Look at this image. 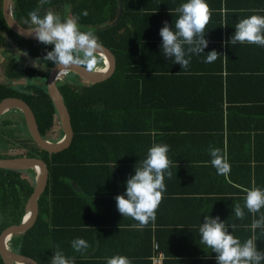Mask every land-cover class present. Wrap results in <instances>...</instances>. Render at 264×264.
I'll use <instances>...</instances> for the list:
<instances>
[{"label":"crops","instance_id":"1","mask_svg":"<svg viewBox=\"0 0 264 264\" xmlns=\"http://www.w3.org/2000/svg\"><path fill=\"white\" fill-rule=\"evenodd\" d=\"M185 2L187 0H142L140 5L143 11H155L158 5L163 4L172 6L161 13L174 16L168 21L174 30V21L178 16L175 9ZM209 2L217 7L220 0ZM221 2V8H214L218 9L214 12L224 14L225 11H234L241 15L229 20L231 35L235 33L239 17L264 15V0ZM225 2L230 10H225ZM152 24L145 23V30ZM224 45L226 41L223 40V48ZM245 45L249 47L243 48ZM229 53L231 75L227 71L147 73L145 88L149 100L153 101L162 94L163 100L173 101V95H176L178 99L173 105L185 106L188 104L185 103L187 97L182 98L190 92L195 96L192 103L195 113L186 116L188 119L178 118L177 133L152 130L156 126L153 120L149 123L151 130L147 137L111 138L110 156L113 160L104 167L97 166L95 171L81 170L78 175L82 186L74 182L79 192L84 186L95 189V197L90 196L86 201L78 198L70 202L61 200L52 209L56 227L47 237L45 264H50L57 246L67 258H74L75 264H106L108 258L116 255L127 257L130 264H152L154 242H158L166 254L165 264H217V254L200 242L199 227L205 222V216H218L241 242L253 236V215L244 209L245 218L239 220L233 215V206L239 203L243 208L245 190L253 186L264 189V47L238 43L230 47ZM152 56V52H148L147 57ZM171 64L182 67L173 62ZM73 79L82 83L85 81L76 75ZM221 92L223 102L217 97L214 99ZM199 94H203L204 99H199ZM226 95L230 96L229 102ZM254 99H261V102ZM126 120L131 126H137L130 117ZM57 121L59 119L55 120V126ZM153 144L169 146L167 155L172 175L169 177L165 173L166 191L157 209L155 222L136 229L131 226L137 221L118 212L115 197L126 192L127 179L135 174L136 165L139 166L146 158ZM210 147L219 148L226 156L230 165L227 176L218 175L211 165ZM107 157V154L101 155L103 159ZM259 216L260 213H257L255 218ZM233 223L237 225L235 230L231 228ZM255 236L257 250L264 251L262 229H256ZM75 238L85 239L90 247L84 253L76 252L71 247Z\"/></svg>","mask_w":264,"mask_h":264},{"label":"trees","instance_id":"2","mask_svg":"<svg viewBox=\"0 0 264 264\" xmlns=\"http://www.w3.org/2000/svg\"><path fill=\"white\" fill-rule=\"evenodd\" d=\"M3 1L0 0V49L13 45L28 52L33 57L45 58L53 46L44 45L37 39H26L14 32L4 19ZM141 1L124 0L125 10L120 21L100 29L99 26L116 18L118 10L116 0H50L43 6H40V0H14L13 2V17L23 26H29L24 21L30 19L28 13L38 6L41 17L51 10L60 15L62 19L67 17L78 18L81 31L91 30L98 37V41L109 48L116 57L115 72L102 82L88 84L86 81L83 83L75 81L73 72H68L62 77L63 79L57 80V86L69 109L75 129L74 141L67 149L55 154H49L41 149L33 141L19 109L11 108L6 113L19 110L22 119L5 118L6 113L0 116V158L39 157L48 165V185L39 198L40 210L36 223L28 231L12 235L8 242L10 249L34 258L39 264L46 262L47 237L52 234L54 227H56L52 209L56 208L55 204L57 205L61 200L70 202L78 198L86 201L90 196L95 197L94 194L97 193L95 189L92 190L84 186L82 192H79L74 186V182L82 186V180L79 179L78 175L81 170L95 171L97 166L104 167V164L113 160L110 156L113 144L111 138L113 136L124 139H129L133 135L137 137L141 135V138L143 135L147 137L151 130L149 123L151 124L153 120L156 121L154 124L156 126L152 127V130L177 133L178 118H185L195 113L192 105L195 96L190 92L185 93L182 98L184 100L187 97L185 103L188 104L185 106L176 107L173 105L174 101L178 99L176 95H173V99H175L173 101L163 100L164 95L162 94L157 95L153 101L149 100L145 88L147 73L155 71L163 74L175 71H188L190 73L195 71L220 73L227 71L228 75L232 73V68L229 65V50L234 45L229 42L232 36L229 20L234 16H241L239 15L240 12L225 11L224 14L221 11L214 12V10H218L214 8H221V0L217 7L207 0L210 21L204 34L209 42L208 47L204 50V55L188 54L191 57L190 63L187 68L183 69L173 66L170 58L166 59L160 53L162 52L160 29L164 26L165 21H170L174 17L161 13V11L169 10V7L172 6L163 4L158 5V9L155 11H143L140 5ZM226 5L225 2L224 6L226 7ZM85 10L88 12L87 16L82 15ZM225 10L230 9L226 7ZM147 22L149 25L153 23V26L145 30L144 24ZM215 29H217V34H215ZM223 40L226 41L224 48ZM245 47H249V45L243 46V48ZM185 50H187V46H185ZM213 50L221 55L218 56L216 62L205 63L206 54ZM148 52H152V58L147 57ZM0 55V67L2 69L0 102L8 97L21 98L33 109L41 135L48 139L49 132L55 126V120H58L56 107L47 90L49 70L54 64L46 70L43 67H30L19 54L13 51H4ZM192 58H202L203 60L194 61ZM43 60L47 61L45 59L41 61ZM103 66L104 58L98 54L97 68ZM216 97L220 102H223V92L215 96L214 99ZM198 98L204 99L203 94H199ZM226 99L229 102L230 96L226 95ZM254 100L261 102V99ZM128 117L137 126H131L127 120L125 121V118ZM186 119L188 118L186 117ZM17 132L24 133L26 140L22 143H19ZM60 132L59 140L64 135L61 126ZM5 144L11 145V147L20 145L19 148L24 152L10 154L8 153L9 148H6ZM102 154H107L109 157L103 159L101 158ZM34 187L35 171L33 169L22 171L0 169V234L9 225L21 223L26 214V209H28ZM58 225L61 227L60 222ZM155 244L158 242H154V246ZM158 246L160 248L159 244ZM160 251L165 257V264L166 254L161 249ZM0 264H5L1 255ZM261 264H264V261H261Z\"/></svg>","mask_w":264,"mask_h":264},{"label":"clouds","instance_id":"3","mask_svg":"<svg viewBox=\"0 0 264 264\" xmlns=\"http://www.w3.org/2000/svg\"><path fill=\"white\" fill-rule=\"evenodd\" d=\"M49 2L50 0H40V6ZM39 11V6L30 11L28 13L30 19H26L24 23L29 25L27 28L30 34H33L40 43L53 46L52 50L47 52L45 60L52 62L59 69L57 77L65 76L71 66H82L87 71L103 70L106 67L107 59L98 51L102 47L98 37L91 30L81 31L78 18L62 19L51 10L41 17ZM175 13L178 16L174 21V30L168 21H165L160 29L162 54L166 59L170 58L173 63L185 69L190 63L191 57L188 54L204 55V50L208 47L209 42L204 33L210 21L209 6L206 0H187L175 9ZM82 15L87 16L88 12L85 10ZM229 42L231 45L246 43L264 47V15L254 14L239 19ZM98 54L104 58V66L101 68H97ZM219 55L221 54L213 50L206 54L204 62L212 63ZM168 152V145L153 144L148 149L146 158L139 166L136 165L135 174L127 179L126 192L115 197L118 212L123 217L137 221L131 226L133 228L143 229L156 220L157 209L166 191L165 173L167 172L169 177L172 175L169 171ZM209 154L210 163L217 174L227 176L230 165L226 156L221 154L219 148L213 147L209 148ZM245 192L243 208L239 203L234 204L233 215L243 220L244 209L253 215L251 238L241 242L228 231L225 223L221 222L218 216L215 218L205 216V222L199 227L200 242L217 254V264H261V261H264V251L257 250L255 236L258 228L262 229L264 234V212H261V209H264V189L253 186ZM257 213H260L258 219L255 218ZM231 228L235 230L237 225L233 223ZM71 247L76 252L84 253L90 245L83 238H75L71 242ZM58 249L59 246L54 251L50 264H75L74 258H67ZM106 264H130V260L125 256L116 255L108 258Z\"/></svg>","mask_w":264,"mask_h":264},{"label":"water","instance_id":"4","mask_svg":"<svg viewBox=\"0 0 264 264\" xmlns=\"http://www.w3.org/2000/svg\"><path fill=\"white\" fill-rule=\"evenodd\" d=\"M116 1L118 4L116 18L111 22L99 26V29L112 26L120 21L125 10V5L124 0ZM13 2L14 0L3 1L2 9L6 23L14 32L20 34L24 38L35 39L34 35L30 34L27 28L29 26H23L13 17ZM99 43L101 44V42ZM101 45V49L98 50L100 51L99 54L107 59L106 67L103 70L96 69L95 71H87L82 66H71L67 73L73 72L76 76L85 80L88 84L99 83L112 76L116 70V57L109 48L103 44ZM4 51H13L19 54L24 59L26 64L34 68H40L39 62H41L42 59H45L44 57H33L28 52H25L13 45L5 46L0 49V53ZM58 73L59 69L53 65L48 74L47 90L54 106L56 107L59 123L64 133L63 138L59 141L52 142L45 139L41 135L33 109L21 98L8 97L0 102V116L11 108L19 109L24 117L26 128H28L33 141L49 154L59 153L67 149L72 145L75 138V129L73 121H71L69 109L67 108L63 96L57 86V80L63 75L57 77ZM0 169L19 171L33 169L36 176L35 187L29 199L28 209H26V214L21 223L9 225V227L3 230L0 234V255L5 263L39 264L34 258L13 251L7 243L12 235L28 231L32 228V225L36 223L40 210L39 198L48 185V165L42 158L39 157L0 158Z\"/></svg>","mask_w":264,"mask_h":264},{"label":"rangeland","instance_id":"5","mask_svg":"<svg viewBox=\"0 0 264 264\" xmlns=\"http://www.w3.org/2000/svg\"><path fill=\"white\" fill-rule=\"evenodd\" d=\"M99 28V27H98ZM0 59H1V55H0ZM53 63L52 62H50V61H41V65H42V67H43V69H46V70H48V68H50L51 67V65H52ZM2 74V69H1V67H0V75ZM62 78V77H61ZM63 79V78H62ZM16 112H5L6 114V116H5V118L6 117H16V118H18V120L19 119H22L21 118V114H20V111L19 110H15ZM56 126L51 130V132L49 133V135H48V138L50 139L51 138V140H57V139H59V132H60V125L58 124V121L56 122ZM22 130H24V127H22ZM17 135H18V139L20 140L19 141V143H22L24 140H26V138H25V136H24V133H22V132H17ZM18 142V141H17ZM16 142V143H17ZM6 145V144H5ZM11 145H6V148H9V152L8 153H10V154H19V153H23L24 151L23 150H21L19 147H20V145H18L17 147L15 146H13V147H11ZM0 151H1V149H0ZM7 151H8V149H7ZM26 176H28V174H26ZM30 179H32L31 177H30Z\"/></svg>","mask_w":264,"mask_h":264},{"label":"built area","instance_id":"6","mask_svg":"<svg viewBox=\"0 0 264 264\" xmlns=\"http://www.w3.org/2000/svg\"><path fill=\"white\" fill-rule=\"evenodd\" d=\"M164 255L161 253L158 244L154 246V254L152 257V264H164Z\"/></svg>","mask_w":264,"mask_h":264},{"label":"flooded vegetation","instance_id":"7","mask_svg":"<svg viewBox=\"0 0 264 264\" xmlns=\"http://www.w3.org/2000/svg\"><path fill=\"white\" fill-rule=\"evenodd\" d=\"M39 65H40V67H42L41 62H39ZM47 138H48V137H47ZM47 140L51 141L49 138H48ZM22 157H24V156H22ZM25 157H26V156H25Z\"/></svg>","mask_w":264,"mask_h":264}]
</instances>
